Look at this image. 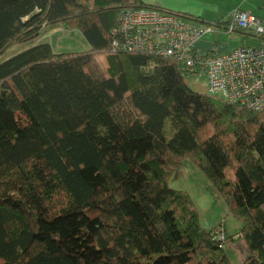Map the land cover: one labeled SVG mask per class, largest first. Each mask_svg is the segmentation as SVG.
<instances>
[{"label": "trees", "instance_id": "1", "mask_svg": "<svg viewBox=\"0 0 264 264\" xmlns=\"http://www.w3.org/2000/svg\"><path fill=\"white\" fill-rule=\"evenodd\" d=\"M140 7L205 21L144 0H0V264H232L166 180L167 155L187 153L242 222L244 264H264V110L192 89L170 59L113 51L118 10ZM56 27L90 49L54 53Z\"/></svg>", "mask_w": 264, "mask_h": 264}, {"label": "built area", "instance_id": "2", "mask_svg": "<svg viewBox=\"0 0 264 264\" xmlns=\"http://www.w3.org/2000/svg\"><path fill=\"white\" fill-rule=\"evenodd\" d=\"M231 17V24L224 28L221 22L198 23L157 8H125L112 30V47L116 52H143L170 59L185 78L205 76L211 94L263 111L264 17L240 8L234 9ZM239 29L251 31L260 43L244 44L230 51L218 47L200 49L197 45L208 33H235ZM214 233L221 246L228 243L222 227Z\"/></svg>", "mask_w": 264, "mask_h": 264}, {"label": "rangeland", "instance_id": "3", "mask_svg": "<svg viewBox=\"0 0 264 264\" xmlns=\"http://www.w3.org/2000/svg\"><path fill=\"white\" fill-rule=\"evenodd\" d=\"M198 7L199 5H197V8ZM124 11L125 8H120L116 14V18H119ZM198 11L202 17H209L212 19L217 14L212 13L215 12V6L206 8L200 6ZM198 23L205 24L204 22ZM206 27H208V25H206ZM249 37H253L254 39L252 40H256L257 42L246 41V44H257L260 42V40L255 36ZM202 39L213 43L212 47H214L217 43L220 46L221 51H224L226 46H228L230 49H235L240 45V43H242V38H240V34L237 32L208 33ZM42 40L50 43L52 45L53 52L56 54L63 52H83L90 49V45L82 35L81 31L77 29H69L67 27L66 29L63 27L59 29L57 27L53 28L42 37ZM27 44L28 42L13 43L5 51L1 58L6 59L19 53L27 47ZM103 59V56L99 55L94 58L93 62H96L102 71L105 72L104 66L102 65ZM186 80L192 89L213 95L208 90L207 78L205 76L198 79L187 78ZM213 130L214 127L210 126L209 129H204L202 133L208 136L213 132ZM226 140L231 142L233 140V136H227ZM189 154L187 153L182 156L173 154L167 155L175 160V164L173 166L166 165V180L170 182L169 186L171 188L183 190L192 196L196 209L200 214L201 221L206 228L215 230L218 227H222L224 237L228 241H231L230 244H228L227 241L224 244L229 257L233 262L232 264H244L243 261L250 255V251L248 246H246L243 241L244 237L241 235L242 222L229 211V205L223 199L224 196H221L222 194L216 190L206 175L197 166H195L193 162L190 161H193V159ZM232 162H236L234 157L231 158V164L226 170L227 177L232 175L230 169ZM236 234L238 235L236 236ZM231 235H234L235 239L231 240ZM199 254H202L201 249H199L197 255Z\"/></svg>", "mask_w": 264, "mask_h": 264}, {"label": "crops", "instance_id": "4", "mask_svg": "<svg viewBox=\"0 0 264 264\" xmlns=\"http://www.w3.org/2000/svg\"><path fill=\"white\" fill-rule=\"evenodd\" d=\"M144 1H146L152 5L165 7L167 9H171V10L186 12V13H190V14L200 16V17H202L200 15V12L198 11V8L200 6L205 7V8L215 6V12H212V13H217V14L214 16L213 19L209 18V17H202L207 21H216L219 19H226L228 17V15L236 8L244 9L246 11L253 13L254 15L264 17V8H263L264 4L262 3L261 0H144ZM197 5H199L198 8H197ZM212 15H214V14H212ZM251 36H254V34H252ZM240 38H242V43H240L239 46L246 44L245 43L246 41L257 42L256 40H252V39H254L253 37H249V36L245 37L242 34H240ZM257 39L260 40V38H258V37H257ZM259 43H257V44H259ZM212 44L213 43H210L204 39H201L199 42H197V45L199 46L200 49H206V50L213 48ZM249 44H252V43H249ZM254 45H256V44H254ZM214 47L215 48L218 47V49L220 50L219 45H215ZM230 50H233V49L228 48V46H226L224 48V51H230ZM207 84H208V81H207ZM210 230H213V229H210ZM241 235L243 236L242 233H241ZM230 239L231 240L235 239V236L231 235ZM243 241L246 244L245 239ZM230 242L231 241H228V244H230ZM246 246H248V245L246 244ZM248 248H249V246H248ZM227 255H228V253H227ZM228 257H229V255H228ZM230 260H231V258H230ZM244 261H243V263H244ZM231 262H232V260H231Z\"/></svg>", "mask_w": 264, "mask_h": 264}, {"label": "clouds", "instance_id": "5", "mask_svg": "<svg viewBox=\"0 0 264 264\" xmlns=\"http://www.w3.org/2000/svg\"><path fill=\"white\" fill-rule=\"evenodd\" d=\"M207 22H210V21H207V20L204 21V23H207ZM237 235H238V234H237ZM237 235H236V236H237Z\"/></svg>", "mask_w": 264, "mask_h": 264}]
</instances>
